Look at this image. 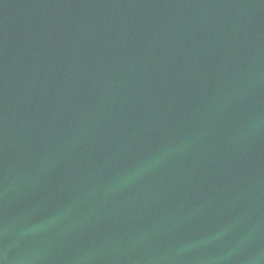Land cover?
I'll return each mask as SVG.
<instances>
[{
  "label": "water",
  "instance_id": "obj_1",
  "mask_svg": "<svg viewBox=\"0 0 264 264\" xmlns=\"http://www.w3.org/2000/svg\"><path fill=\"white\" fill-rule=\"evenodd\" d=\"M0 264H264V0H0Z\"/></svg>",
  "mask_w": 264,
  "mask_h": 264
}]
</instances>
